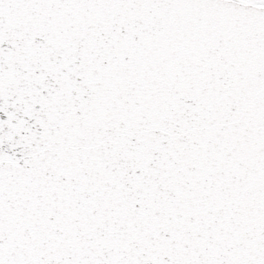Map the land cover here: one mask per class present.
<instances>
[{
	"label": "snow or ice",
	"instance_id": "obj_1",
	"mask_svg": "<svg viewBox=\"0 0 264 264\" xmlns=\"http://www.w3.org/2000/svg\"><path fill=\"white\" fill-rule=\"evenodd\" d=\"M0 264H264V0H0Z\"/></svg>",
	"mask_w": 264,
	"mask_h": 264
}]
</instances>
